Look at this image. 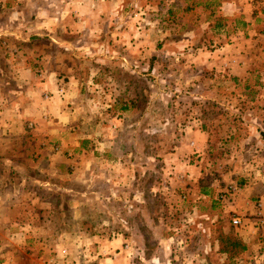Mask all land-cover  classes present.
<instances>
[{
  "label": "rangeland",
  "instance_id": "rangeland-1",
  "mask_svg": "<svg viewBox=\"0 0 264 264\" xmlns=\"http://www.w3.org/2000/svg\"><path fill=\"white\" fill-rule=\"evenodd\" d=\"M0 126V264H264V0H0Z\"/></svg>",
  "mask_w": 264,
  "mask_h": 264
},
{
  "label": "crops",
  "instance_id": "crops-1",
  "mask_svg": "<svg viewBox=\"0 0 264 264\" xmlns=\"http://www.w3.org/2000/svg\"><path fill=\"white\" fill-rule=\"evenodd\" d=\"M1 128H3V127H1L0 126V129ZM8 129V128H7ZM2 130H4V129H2ZM262 181H264V178L262 179ZM259 187H261V186H259ZM248 188L251 190V192H250V195H252L253 197H255V196H257L259 193V196H260V199H262V201H263V203H264V190L262 191V187H261V189L259 190V191H257L256 190V188H258V186L256 187V188H254L252 185H249L248 186ZM261 191V192H260ZM2 195H3V192L1 193V191H0V200H1V197H2ZM258 196V197H259ZM258 200V199H257ZM257 200L255 201V202H257ZM11 202H12V200L11 201H7V200H1L0 201V229H6V230H2V231H0V234L1 233H5V232H7V230L9 231L10 230V228L8 227L9 226V221L7 220V219H3V217H2V213H3V211H5L6 212V210H9L10 208L8 207L10 204H11ZM244 204H247L248 206L250 205V206H252V201H250V200H245L244 201ZM16 207H18V205H16ZM11 211V210H10ZM11 222V221H10ZM15 223V222H14ZM22 221L20 220L19 221V223L17 224L18 226V229H22L23 227H22ZM11 227V226H10ZM11 231V230H10ZM10 233L11 232H9V236L10 237H12V235H10ZM8 236V235H7ZM16 238H17V235H16ZM10 239L11 238H9V237H6L5 238V241H10ZM4 241V242H5ZM6 243V242H5Z\"/></svg>",
  "mask_w": 264,
  "mask_h": 264
},
{
  "label": "built area",
  "instance_id": "built-area-1",
  "mask_svg": "<svg viewBox=\"0 0 264 264\" xmlns=\"http://www.w3.org/2000/svg\"><path fill=\"white\" fill-rule=\"evenodd\" d=\"M240 222H241V221H240L239 219H234V220H233V223H234L235 225H239Z\"/></svg>",
  "mask_w": 264,
  "mask_h": 264
}]
</instances>
